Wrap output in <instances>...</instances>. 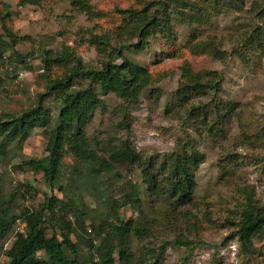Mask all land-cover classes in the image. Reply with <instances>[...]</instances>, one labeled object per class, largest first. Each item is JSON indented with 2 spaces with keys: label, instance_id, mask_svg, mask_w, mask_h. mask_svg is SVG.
Returning a JSON list of instances; mask_svg holds the SVG:
<instances>
[{
  "label": "rangeland",
  "instance_id": "obj_1",
  "mask_svg": "<svg viewBox=\"0 0 264 264\" xmlns=\"http://www.w3.org/2000/svg\"><path fill=\"white\" fill-rule=\"evenodd\" d=\"M0 1L9 5L8 24L20 40L13 51L26 57L24 62L28 67L24 70L20 66L8 78L5 67L0 66V115H3L18 114L32 107L36 94L44 91L45 81L39 76L43 51L58 53L66 46L85 65L97 67L101 57L85 42L86 31L99 33L117 25L120 20L117 9L137 6L136 3L147 0H92L94 8L102 13L101 19L92 22L72 10L68 0ZM253 2L261 6L263 0H245L241 11L220 14L206 25L175 23L171 43L156 36L140 52L130 47L122 49L126 59L146 68L154 79L158 76L160 80L153 79L136 106L126 105L113 94L101 95L103 107L92 112L86 128L90 148L95 150L128 140L141 156H161L171 152L178 140L189 137L203 154L204 161L195 173L194 207L172 209L166 200L149 196L138 170L124 166L115 170L119 176L101 175L83 183L78 180L82 211L76 220L74 216L71 218L75 230L71 239L77 241L80 257L89 255L87 241L94 238L101 221L117 213L125 220L134 221L121 247L124 256H115L117 264H244L246 256L239 252L236 239L230 238L233 230L226 218L243 201L236 185L253 187L254 199L264 204V46L258 48L254 44L249 48L243 44L253 27H264V20L251 11ZM194 37L197 40L214 37L216 43H221L224 58L190 54L189 42ZM0 41L10 42L1 25ZM261 41L264 43V37ZM235 49H241L240 54ZM10 53L9 49L2 59H7ZM185 62L194 71L220 73L222 92L215 98L237 105L231 119L215 137L199 129L200 135L195 130L198 126L193 119H187L184 109L179 115L168 113L179 83V67ZM0 65L4 64L0 62ZM54 71L58 73L59 69L54 67ZM209 96L191 99L188 108L208 103ZM45 104L54 116L60 101L47 97ZM46 141V132L35 128L21 147L14 142L7 146L5 154H0V207H4L12 194L24 196L14 202L16 207L10 217L15 223L0 240V264H6V252L15 233L22 229L19 219L22 212L38 208L46 195L66 201L57 187L50 189L45 185L40 174L20 167L28 159L42 157ZM228 154L235 156L231 164L223 161ZM76 164L74 156L64 155L58 183L62 189L69 188V176ZM224 166L225 172H222ZM128 183L136 186L139 202L126 201L128 205L123 206ZM29 186L34 191L28 193ZM181 240L187 244L180 243ZM254 245L255 257L248 264H264V237Z\"/></svg>",
  "mask_w": 264,
  "mask_h": 264
},
{
  "label": "trees",
  "instance_id": "obj_2",
  "mask_svg": "<svg viewBox=\"0 0 264 264\" xmlns=\"http://www.w3.org/2000/svg\"><path fill=\"white\" fill-rule=\"evenodd\" d=\"M28 2L30 1H21ZM68 2L72 10L83 14L90 22L102 18V13L94 8L92 0ZM136 5L117 9L120 18L117 25L99 33L86 31L85 42L101 57L97 67L85 65L66 46L58 53L45 50L40 56L42 74L39 75L45 81L44 91L36 94L32 107L18 114L0 115V154H5L11 143L16 142L21 147L35 128L46 132L45 154L40 158L24 161L20 167L40 174L48 188L57 187L66 198L64 201L57 196L46 195L38 208L21 213L19 219L22 229L15 233L6 252V264H117L115 256H124L121 247L125 236L132 230L134 221L125 220L117 213L103 219L94 238L87 241L89 255L83 258L79 255L77 241L71 239V235L75 233L71 218L74 216L76 220L78 212L82 211V190L78 180L83 183L101 175L119 176L115 170L122 166L138 170L149 196L166 200L172 209L194 207L195 173L203 163L204 156L192 139L185 137L178 140L171 152L161 156H141L128 140L95 150L90 148L86 128L92 112L103 107L101 95L113 94L126 105L136 106L142 92L154 79L146 68L123 56L124 47L140 52L148 45V40L156 36L171 43L174 40L175 23L206 25L220 14L241 11L245 7V0H147ZM8 8L9 5L0 1V25L10 39L8 43L0 41V62L4 64L0 66L5 67L10 78L19 71L20 66L24 70L28 67L24 62L26 57L13 51L20 40L13 35L8 24ZM251 11L257 14L258 19L264 20V0L261 6L253 2ZM262 37L264 27L257 25L243 39V44L249 48L254 44L262 48ZM9 49L12 53L7 59H2ZM240 50L235 49L234 52L240 54ZM189 51L192 55H209L217 60H222L225 56L221 43H216L214 37L205 40L194 37L189 42ZM54 67L59 69L58 73L54 71ZM179 72L178 87L168 113L179 115L181 109H184L187 119H193L194 125L198 126L195 130L199 134L198 130L201 129L207 135L215 137L231 119L237 107L235 103L215 98V95L222 92V75L216 71H194L187 62L181 64ZM154 80L158 81L160 78L157 76ZM207 96L210 98L208 103H198L188 108L191 99ZM47 97L60 101L54 116L50 107L45 104ZM66 153L74 156L77 164L70 173L69 188L62 189L58 183ZM234 157L228 154L223 161L231 164ZM221 170L225 172V166ZM73 180H77L74 182L76 184ZM27 190L30 193L34 188L29 186ZM236 190L243 201L230 213L231 217L226 218V222L233 230L230 238L236 239L239 252L246 256L244 264H248L255 257V241L264 237V204H258L254 199L253 187L240 184L236 185ZM137 192L134 184H126L123 206L128 205L126 201L139 202ZM19 196L24 197L12 194L4 207H0V240L15 223V219L10 216ZM184 240L179 242L187 244Z\"/></svg>",
  "mask_w": 264,
  "mask_h": 264
}]
</instances>
